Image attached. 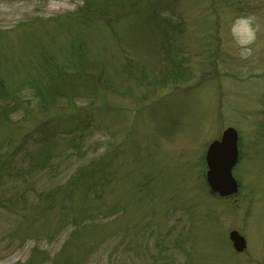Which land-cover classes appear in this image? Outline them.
<instances>
[{"label": "rangeland", "instance_id": "rangeland-1", "mask_svg": "<svg viewBox=\"0 0 264 264\" xmlns=\"http://www.w3.org/2000/svg\"><path fill=\"white\" fill-rule=\"evenodd\" d=\"M95 2L83 22L81 0H0V57L20 92L0 124V152L13 150L0 264H264V0ZM79 46L104 64L106 92L81 79L38 109L24 84L36 59ZM227 128L238 192L221 199L204 158Z\"/></svg>", "mask_w": 264, "mask_h": 264}, {"label": "trees", "instance_id": "trees-1", "mask_svg": "<svg viewBox=\"0 0 264 264\" xmlns=\"http://www.w3.org/2000/svg\"><path fill=\"white\" fill-rule=\"evenodd\" d=\"M81 1H83L82 6L78 7L77 11L71 15V20L86 22L89 21L87 15L96 2L95 0ZM35 63L38 67L31 78H29V75L25 77L27 79L24 84L36 99L37 108L43 111L51 108L56 109L55 103L59 98L69 101L70 96L66 93V90L70 85L76 84L81 79L87 83L88 87L91 86L93 94L100 91L106 92L108 87V80L104 78V64L94 61L93 63L88 62L85 59L82 46L76 49L71 47L67 49L66 54L62 56L59 62L54 56L41 53ZM7 66L6 59L0 57V124H3L5 118L7 119V111H11L20 104V92L11 84V75L7 76L5 73V70H8ZM14 67L17 68L18 72L20 71L19 67L16 65ZM2 70H4V74ZM88 73H91L93 78L90 76L91 79H89ZM167 74L165 79L167 83L174 80L178 81L175 76L177 75L176 70L173 68H170ZM13 77H15V74H13ZM12 152V149H7L4 154L0 152V162H6L11 157Z\"/></svg>", "mask_w": 264, "mask_h": 264}, {"label": "water", "instance_id": "water-1", "mask_svg": "<svg viewBox=\"0 0 264 264\" xmlns=\"http://www.w3.org/2000/svg\"><path fill=\"white\" fill-rule=\"evenodd\" d=\"M238 135L232 128H227L219 140L212 141L205 153V181L212 195L221 199L229 198L238 191V184L232 170L238 161ZM232 248L236 253L246 249V242L236 231L228 234Z\"/></svg>", "mask_w": 264, "mask_h": 264}]
</instances>
